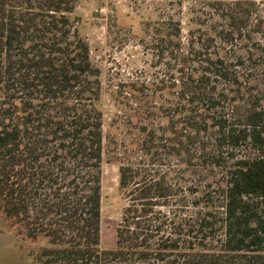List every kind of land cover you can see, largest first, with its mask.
Returning <instances> with one entry per match:
<instances>
[{"label":"trees","instance_id":"obj_1","mask_svg":"<svg viewBox=\"0 0 264 264\" xmlns=\"http://www.w3.org/2000/svg\"><path fill=\"white\" fill-rule=\"evenodd\" d=\"M256 1L209 0L226 26L186 45L159 28L165 74L120 80L104 110L76 0H0V224L34 261L264 264V61L235 43ZM106 163L125 201L111 248Z\"/></svg>","mask_w":264,"mask_h":264},{"label":"rangeland","instance_id":"obj_2","mask_svg":"<svg viewBox=\"0 0 264 264\" xmlns=\"http://www.w3.org/2000/svg\"><path fill=\"white\" fill-rule=\"evenodd\" d=\"M209 0H76L73 17L81 37L88 44L92 62L100 70L102 107L112 109L109 91L120 80H147L165 74L167 53L159 55V28H179L186 45L192 35L205 38L215 28L226 26L209 5ZM241 39L239 54L252 49L264 61V1L257 0L250 21L236 22ZM167 30H165L166 32ZM191 31H194L190 36ZM246 34V37H245ZM243 43V44H242ZM162 45V44H161ZM257 57V55H256ZM260 67V71H261ZM262 89V87H260ZM106 120L108 117L105 118ZM107 122V121H106ZM245 154L246 151H243ZM100 245H114L115 229L125 204L117 184V164L102 166ZM30 243L16 237L0 224V264H41L29 255Z\"/></svg>","mask_w":264,"mask_h":264}]
</instances>
